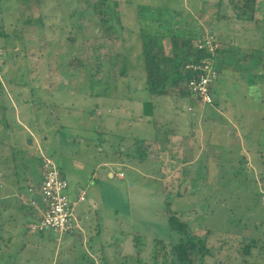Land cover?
Listing matches in <instances>:
<instances>
[{"label":"rangeland","instance_id":"rangeland-1","mask_svg":"<svg viewBox=\"0 0 264 264\" xmlns=\"http://www.w3.org/2000/svg\"><path fill=\"white\" fill-rule=\"evenodd\" d=\"M78 1L0 0V142L10 146L23 132L13 105L28 99L24 105L36 119L28 124L47 149L30 143L24 131L19 143L26 151L0 144V155H12L25 197L24 166L38 176L39 156L50 155L57 141L79 138L94 153L91 161L119 156L124 178L106 179L119 190L102 191L100 212L91 209L101 223L90 238L101 248L52 229L22 227L19 239L0 225V264H176L169 213L205 237L208 253L194 264H264V0H257L253 20L236 18L228 0H122L119 22L108 30L87 11L89 0ZM175 9L179 33L198 27L215 37L209 29L222 41L224 61H215L213 84L217 108L146 86L142 51L149 35L142 31L165 32ZM159 39L170 54L171 37ZM116 53L123 54L127 76L106 66ZM142 139L152 140L143 159ZM253 238L257 246L242 255Z\"/></svg>","mask_w":264,"mask_h":264},{"label":"trees","instance_id":"trees-1","mask_svg":"<svg viewBox=\"0 0 264 264\" xmlns=\"http://www.w3.org/2000/svg\"><path fill=\"white\" fill-rule=\"evenodd\" d=\"M112 1L111 6H109V2ZM234 11L236 12V18L239 19H247L253 20L256 15V3L257 0H228ZM76 0L77 4L80 2ZM89 2V3H87ZM87 11L97 13L99 15L98 20V28L108 30L114 27L115 23L119 22V16L122 14L121 11H118V7L123 3L122 0H89L87 1ZM106 4V5H105ZM76 7V6H75ZM116 8L117 10H115ZM131 10V8L127 9ZM178 11L173 12V23L166 24V31L163 33H159L161 31L157 30L154 32L142 31L146 32L149 36H145L147 39L143 44V64H144V75L146 86L148 90L157 95L164 96H173V97H190L194 98L196 102L202 105H210L214 108H217L218 103L214 99L213 94V82L210 90L212 95L211 103H202L196 96L193 95L190 88L188 87L189 82L194 77L197 78L199 75V71H194L193 65L195 63L201 62L204 58H223L222 51L224 49L221 48L222 41L211 31L208 29V33H212L215 38L218 46L214 54H209L205 50H200L197 48V45H192L194 40L202 41V39L206 36V32L200 31L198 27H194L193 29L182 30L183 33H179V26L181 24L180 20H177L178 16H181V11L179 9H175ZM75 13L80 14V8H75ZM175 13V14H174ZM160 14V13H159ZM75 15V14H74ZM177 18V19H176ZM180 19V18H179ZM160 21V20H159ZM114 22V23H111ZM109 24V25H108ZM165 23L161 21L158 22L157 27L163 28ZM101 26V27H99ZM198 30V32H197ZM197 32V33H196ZM167 33L171 37V52L170 54H166L163 50L162 41L159 39L162 34ZM123 54L116 53L110 54L108 59L107 67H117L116 70L119 71L120 75L127 76L126 62L121 59ZM264 60V58L262 57ZM106 60V59H105ZM120 60V61H119ZM107 61V60H106ZM215 67V64H214ZM215 69H217L215 67ZM219 71L217 69V77L218 78ZM117 77V76H116ZM115 81V79H114ZM147 105V104H146ZM188 110H192L191 106H187ZM147 112V110H146ZM137 143L139 149H141L140 158L143 159L147 156V146L146 143H151V141H146L142 139ZM145 144V147H142ZM121 152V151H119ZM56 164V163H55ZM42 165V158L41 164ZM57 165V164H56ZM58 169L62 177V171L60 167L57 165ZM42 171V170H41ZM42 175H40L39 187L42 182ZM65 178V177H64ZM66 179V178H65ZM67 180V179H66ZM164 186V185H163ZM35 187V185L30 188L31 191H40V188ZM68 192V191H67ZM43 211V210H42ZM168 223L170 228L177 234L175 236L176 241L171 242L172 244V255L176 264H194V262L198 263L202 257L208 253V249L205 246V237H197L190 233V229L185 221H182L180 217L177 216L176 213H169L167 216ZM29 226V224H28ZM70 233V232H67ZM63 235L66 233H62ZM61 234V235H62ZM59 235V236H61ZM174 238V239H175ZM157 242H160L159 240ZM164 242V241H161ZM257 246L256 238L250 240V242L245 243V245L241 248L242 255H248L250 253L251 248ZM264 249V247H262ZM157 252V251H156ZM263 256L261 258L264 259V250L261 253ZM195 263V264H196Z\"/></svg>","mask_w":264,"mask_h":264},{"label":"crops","instance_id":"crops-1","mask_svg":"<svg viewBox=\"0 0 264 264\" xmlns=\"http://www.w3.org/2000/svg\"><path fill=\"white\" fill-rule=\"evenodd\" d=\"M221 61L223 62L224 58H221ZM26 100L28 99H23V103L19 102L18 105H13V107L17 106L18 108L15 109L14 119L15 122L22 127L23 132L26 131L27 135H29L30 138L28 140H30V143L34 141L37 145H39L35 137L36 130L34 131L28 124L30 123L29 120L36 121L34 116L35 114L30 104L24 105ZM26 102L28 103L29 101ZM20 105H24L27 108L20 110ZM23 132L18 131L15 134L16 136L12 138V141H10L12 143L10 146L5 144V142H0V144L7 149L25 152L27 147H24V144L20 145L19 143L21 140V133ZM44 140L46 143L50 141L51 143L54 142L47 136L44 137ZM80 142L79 138L75 142H71V140H69L65 142L64 145L61 141H57L56 143L54 142V145H52V148H50L49 151L50 155L45 154V156L52 159L60 167L62 174L68 182L67 191L69 198L73 203V212L77 218V227L74 231L66 233L65 235H68L75 241L85 242L87 244H91V246H96V249H99L101 248V244L95 243L90 237L92 231L99 233L97 230H99V223L101 222L99 216H96L97 221H95L92 216L91 209L96 207V210L99 209L100 212L104 203L102 191H107V193L111 195L119 190L117 184L113 183V181L112 183H108L106 179L113 180L117 177L119 180H122L124 178V174L118 168L124 161L119 159V156L118 158L115 156L114 158H100L96 161H91L90 156L96 158L94 153L90 151L88 144ZM39 146L45 148L42 144ZM100 151H103V149L101 148ZM1 153L3 154L0 155V217L4 216L6 219L2 220L0 218V225L6 230L12 232L14 236L16 235L19 239H21L23 233L21 228L25 227L27 231H30L28 224L38 221L42 215V209L33 200L34 195L40 193V191L29 190V188H32L34 185L37 188L39 187L38 183L40 182L41 175V156H39L38 161V176L34 174V170L31 171V174L30 172L26 173L29 167L26 165L24 166L23 175L25 177L28 176L27 179L30 180V183L28 184L29 195L28 197H25L22 192L18 190L16 178L13 176L16 172V166L12 162V159H10L12 155L9 151L8 157L5 152ZM114 168L118 170L113 171ZM119 173H122V176H120ZM104 184L109 186L107 190H103L102 186ZM82 193L84 195V199L80 200L79 196ZM24 203L29 206L27 211L28 213H26V210L24 209ZM112 242L113 241H110V243ZM89 250L92 252V250L95 249Z\"/></svg>","mask_w":264,"mask_h":264},{"label":"built area","instance_id":"built-area-1","mask_svg":"<svg viewBox=\"0 0 264 264\" xmlns=\"http://www.w3.org/2000/svg\"><path fill=\"white\" fill-rule=\"evenodd\" d=\"M196 45L198 49L205 50L212 55L215 49L219 47L216 38L211 35H206L202 41H197ZM214 64L215 59L211 57L204 58L192 66L194 71H199V75L197 78L191 79L188 87L202 103L212 102L210 88L217 77V69H215ZM41 170L43 178L39 188L43 211L38 221L29 224V230L42 232L46 229H52L59 235L74 231L77 227V218L74 215L73 203L67 192V180L62 177L57 165L49 157L42 158ZM119 175L122 176V173ZM29 190L31 191L30 188ZM79 199H84L83 193Z\"/></svg>","mask_w":264,"mask_h":264},{"label":"water","instance_id":"water-1","mask_svg":"<svg viewBox=\"0 0 264 264\" xmlns=\"http://www.w3.org/2000/svg\"><path fill=\"white\" fill-rule=\"evenodd\" d=\"M33 200L35 201V203L38 204V206L41 209L43 208L42 197H41V194L40 193L35 194L34 197H33Z\"/></svg>","mask_w":264,"mask_h":264},{"label":"clouds","instance_id":"clouds-1","mask_svg":"<svg viewBox=\"0 0 264 264\" xmlns=\"http://www.w3.org/2000/svg\"><path fill=\"white\" fill-rule=\"evenodd\" d=\"M217 59V58H216Z\"/></svg>","mask_w":264,"mask_h":264}]
</instances>
